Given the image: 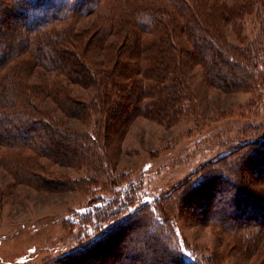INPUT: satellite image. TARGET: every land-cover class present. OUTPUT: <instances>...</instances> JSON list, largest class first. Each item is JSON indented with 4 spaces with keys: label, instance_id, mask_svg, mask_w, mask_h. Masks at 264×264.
<instances>
[{
    "label": "trees",
    "instance_id": "obj_1",
    "mask_svg": "<svg viewBox=\"0 0 264 264\" xmlns=\"http://www.w3.org/2000/svg\"><path fill=\"white\" fill-rule=\"evenodd\" d=\"M189 64L214 87L251 91V108L264 102V0H0V170L43 190H104L74 212L86 238L57 264H189L179 221L222 246L192 249L195 264H224L227 251L264 264V138L237 142L173 194L114 172L136 119L172 127L196 111Z\"/></svg>",
    "mask_w": 264,
    "mask_h": 264
},
{
    "label": "rangeland",
    "instance_id": "obj_2",
    "mask_svg": "<svg viewBox=\"0 0 264 264\" xmlns=\"http://www.w3.org/2000/svg\"><path fill=\"white\" fill-rule=\"evenodd\" d=\"M258 19L247 16L244 35L255 34ZM228 36L236 40L230 27ZM188 68L196 111L172 127L156 119H136L119 150L112 153L114 172L129 173V181L123 184L134 181L154 196L173 194L178 185L198 176L202 166L237 142L249 135L264 138V102L251 108V91H224L206 82L201 65L189 64ZM74 89L88 95L80 86ZM56 168L71 178L85 175L73 167ZM250 172L255 175L257 170ZM258 181L255 188L260 187ZM102 192L90 185L65 191L38 189L15 182L0 170V264H57L56 260L78 249L86 238L74 212L84 210L92 194ZM176 230L183 244L189 245L184 252L189 264H195L192 249L209 254L222 248L210 227L179 221ZM230 260L251 264L249 259L242 261L239 253L234 256L227 251L223 263Z\"/></svg>",
    "mask_w": 264,
    "mask_h": 264
}]
</instances>
